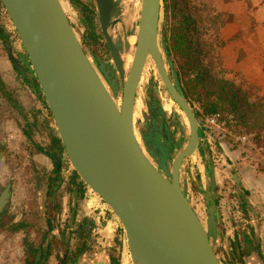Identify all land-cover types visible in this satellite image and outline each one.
Masks as SVG:
<instances>
[{"label": "water", "instance_id": "1", "mask_svg": "<svg viewBox=\"0 0 264 264\" xmlns=\"http://www.w3.org/2000/svg\"><path fill=\"white\" fill-rule=\"evenodd\" d=\"M112 2L96 0L111 53V61L105 62L84 49L61 0H0L65 154L83 184L123 227L132 264H224L218 255L216 169L207 143L205 220L188 195L186 161L208 137L203 138L204 123L186 96L169 51L165 0H142L138 22L125 42L115 41L109 31ZM128 55L133 62L126 70ZM149 60L160 80L149 81L142 92ZM162 89L181 109L189 129L183 121L175 130ZM137 103L144 111L139 133Z\"/></svg>", "mask_w": 264, "mask_h": 264}, {"label": "rangeland", "instance_id": "2", "mask_svg": "<svg viewBox=\"0 0 264 264\" xmlns=\"http://www.w3.org/2000/svg\"><path fill=\"white\" fill-rule=\"evenodd\" d=\"M127 1H130L131 9L124 17V24L125 30L128 31L126 33L130 36L134 25L138 22L142 0ZM230 1L233 2L234 0ZM238 1L242 2L243 0ZM226 2H228V0H182V5L183 8L187 9L185 12L192 15V17L197 18V16H201L203 19L201 22V31H205L207 37L212 38L211 42L208 44H213L214 46L210 57L211 61L214 62V69L215 73L218 74L217 76L220 79H226L234 82L237 86L246 91H252L258 97H263L264 94L262 91L252 88L247 80L243 79L241 75L229 73L223 67L221 51L224 47V42L220 38V32L230 19L228 15L220 12V10H222V6H224ZM245 5H248L250 8L249 3H245ZM242 24L244 32V35L243 32L242 35L246 36L245 28L247 27L248 22L244 20ZM0 25L6 30V33H10L12 36V41L8 45L3 44L0 40V77L12 92L11 100L3 95L0 96V185H4L8 182L13 185L14 193L12 198V210L15 213V217L20 218L22 215L27 216L29 215V212H34V218L37 219V222L34 225H37V227L40 226L44 229V227H47L45 220L48 210L50 217H54L57 210L53 209V207L54 205H58L61 201L60 206L58 205L59 214L61 224L65 225L72 215L71 199L74 195L73 204H75L77 197L76 194L72 195L68 192L66 193V191L63 192L62 190L65 189V185L67 184L66 178L69 179L74 170L65 152L60 158L61 161L58 156L53 159L46 157V155L33 154L34 147H32V142L25 133L27 131L26 123L28 122L26 121V118L30 119L32 123L35 118L38 119L37 126L33 129L32 137L36 143L47 149H49L51 145L50 134L43 124L42 118L40 115L37 116L36 112L40 111L43 115H45L52 128L56 129V126L53 117L49 115V110L46 108L47 105H45L46 103L44 98L42 100L39 93H37L39 89H33L32 85H29L27 82L30 79H36L35 75L33 74L20 40L15 37L16 31L13 28L5 10L2 9L0 10ZM167 26L168 19L165 12L164 28L166 37ZM250 34H254L256 39L253 41L254 44H264V23L258 25L254 23L253 30ZM78 36L82 38L81 35ZM88 41L89 45H86L87 52L92 53V55H94L98 60L105 62L111 61V53L106 46L104 48L96 43L90 44L91 41ZM122 41L125 42L124 40ZM136 42L137 40L135 38L131 39L133 46H135ZM244 45H246L245 42ZM129 56H131L133 61V56ZM4 61L6 65L4 64ZM15 64H17L19 68ZM151 80L159 82L160 79L154 62L149 60L143 73L141 85L142 92L146 84ZM141 96L142 93L139 95L138 101H141ZM164 98L166 108L175 118V130L179 132L178 124H183V121H185L189 129L188 120L178 105L171 99L170 96H165ZM18 100L21 102V107H18L11 102L14 101L16 103ZM190 103L198 119L203 122L204 112L201 104L199 102L192 103L191 101ZM137 106L139 107L135 119L136 131L138 132V128L142 123V116L140 113L142 110H140V103H138ZM229 121V123L227 121L226 129L231 133V136L228 137V139L224 141H218L214 138L208 139L209 137L207 139H203L195 156L186 161L184 174L188 184V195L194 209L203 220L206 219V197L208 190L207 173L209 158L205 149L206 143L209 145L212 161L215 169H219V174L223 172L226 167L225 165L229 161V157H231V154L233 153H239L240 158L247 157L248 162L252 166L258 164L256 162L257 158L261 160L264 158V132L259 135L250 134L241 129L240 125H238L237 121L232 117L229 118ZM203 132L204 138L206 136L205 129H203ZM178 135L180 136L181 133ZM244 136L252 139L251 144L244 145L242 142L236 140V138H242ZM206 140L208 141L206 142ZM56 159L62 163L63 180L56 185L57 191L54 193L56 196L54 195L51 198L48 194L47 180L45 177H47L48 174H53L56 167L54 160ZM37 172H40V175L42 176L41 179H39L36 175ZM60 186H62V189L59 190ZM61 193L63 197L60 200ZM217 195L219 199L218 186ZM54 202H56V204H54ZM79 204L81 205L78 213L80 218L82 219L84 217L89 221H92L94 224L95 229L93 230L91 241L99 254L110 255V257L114 258L115 264H132L123 227L111 213L109 208L88 188L85 191L83 200H81ZM39 212L42 213V217ZM220 234L221 237L218 244V255L224 263L223 258L226 252L230 251V246H228L229 244L227 245L225 242L226 232L223 227L220 228Z\"/></svg>", "mask_w": 264, "mask_h": 264}, {"label": "trees", "instance_id": "3", "mask_svg": "<svg viewBox=\"0 0 264 264\" xmlns=\"http://www.w3.org/2000/svg\"><path fill=\"white\" fill-rule=\"evenodd\" d=\"M0 7L4 10L1 3ZM185 11L187 9L183 8L182 0H165V12L168 19L167 43L178 69L186 96L192 103L199 102L201 104L204 116L221 114L228 123L230 122L229 118L232 117L245 132L256 135L261 134L264 132V96L258 97L252 91H246L234 82L220 79L217 76L214 62L211 61L210 57L214 46L213 44H208L212 38H208L206 32L201 31L203 19L201 16L192 17ZM15 35L19 39L16 32ZM0 40L5 45L10 44L12 41L10 33H6V30L1 25ZM27 82L32 85L33 89H39L37 93L43 100L37 80L30 79ZM11 93L10 88L5 85L0 77V96L3 95L11 100ZM11 102L21 107L19 100L16 103L14 101ZM36 114L37 116L40 115L43 124L49 131L51 145L47 149L34 141L32 132L37 126L38 119L35 118L32 123L30 119L26 118L28 122L26 123L27 131L25 133L32 142V147H34L33 154L46 155L53 159L58 156L60 159L65 151L57 130L51 127L48 119L40 111H37ZM49 115L52 117L50 111ZM55 163L57 166L58 162ZM36 175L41 179L40 172H37ZM45 178L47 180L48 194L52 198L57 191L56 185L63 180L62 171L61 169L57 170V167H55L53 174H48ZM69 178L65 189L62 191L73 195L79 187L81 188L79 197L84 198L87 188L77 173L73 171ZM60 189H62V186H60ZM60 196L61 200L63 197L62 193ZM60 204L61 201L58 205L60 206ZM86 239L87 235H84L85 244Z\"/></svg>", "mask_w": 264, "mask_h": 264}, {"label": "flooded vegetation", "instance_id": "4", "mask_svg": "<svg viewBox=\"0 0 264 264\" xmlns=\"http://www.w3.org/2000/svg\"><path fill=\"white\" fill-rule=\"evenodd\" d=\"M61 2L75 32L82 36L79 38L85 50L86 45H89L88 40L91 41L90 44L96 43L108 48L96 0H61ZM130 9L131 3L127 0H113L108 7L109 31L115 41H125L128 36L124 17ZM54 161L58 162L57 170L62 171V163L58 159ZM69 179L66 178V181ZM80 189L78 187L75 192L77 197L75 204H73L74 195L71 199L72 215L67 221L68 225L61 224L59 206L54 205L53 209L57 210V213L54 217H50L48 210L45 220L47 227L42 229L34 225L37 222L34 212H29V215H22L20 218L15 217L12 210L13 185L10 182L0 185V264H115L113 257L99 254L94 247L91 241L95 229L93 222L84 217L81 219L78 214L81 208L79 203L83 200L79 197ZM39 213L41 216L42 213ZM84 235H87L86 244L83 240ZM233 252L230 249L229 257L224 256L225 264H237Z\"/></svg>", "mask_w": 264, "mask_h": 264}, {"label": "crops", "instance_id": "5", "mask_svg": "<svg viewBox=\"0 0 264 264\" xmlns=\"http://www.w3.org/2000/svg\"><path fill=\"white\" fill-rule=\"evenodd\" d=\"M220 12L230 19L220 32L224 69L241 75L252 88L264 94V44H254L256 39L250 34L254 23H264V0H228ZM244 20L248 22L246 36H243ZM256 162L253 167L247 157L240 158L236 152L231 154L221 174L216 168L219 226L226 232L225 242L234 251L237 264H264V158H257ZM228 253L225 257H229Z\"/></svg>", "mask_w": 264, "mask_h": 264}, {"label": "built area", "instance_id": "6", "mask_svg": "<svg viewBox=\"0 0 264 264\" xmlns=\"http://www.w3.org/2000/svg\"><path fill=\"white\" fill-rule=\"evenodd\" d=\"M204 129L206 136L214 138L218 141H224L231 136V133L226 129L227 120L221 114H212L203 116ZM237 141L242 142L244 145L251 144L252 139L244 136L242 138H236Z\"/></svg>", "mask_w": 264, "mask_h": 264}, {"label": "bare ground", "instance_id": "7", "mask_svg": "<svg viewBox=\"0 0 264 264\" xmlns=\"http://www.w3.org/2000/svg\"><path fill=\"white\" fill-rule=\"evenodd\" d=\"M137 43V42H136ZM136 43H135V45H136ZM132 44V43H131ZM133 45V44H132ZM132 58H131V56H127V59H126V70H129L130 69V67H131V64H132ZM160 92L162 93V95H163V97H165V96H169L164 90H160ZM137 105H138V103L136 104V108H135V118H136V110H137ZM141 110H142V112H141V116L143 117V113H144V111H143V109H142V106H141ZM135 121H136V119H135ZM138 140H139V142H140V144H142V137H141V135H139L138 134ZM129 250V249H128Z\"/></svg>", "mask_w": 264, "mask_h": 264}]
</instances>
